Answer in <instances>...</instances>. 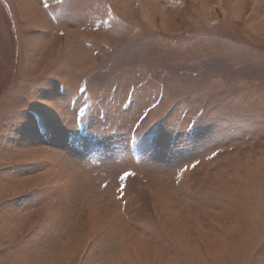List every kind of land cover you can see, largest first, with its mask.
Wrapping results in <instances>:
<instances>
[{"label": "rangeland", "instance_id": "1", "mask_svg": "<svg viewBox=\"0 0 264 264\" xmlns=\"http://www.w3.org/2000/svg\"><path fill=\"white\" fill-rule=\"evenodd\" d=\"M0 264H264V0H0Z\"/></svg>", "mask_w": 264, "mask_h": 264}, {"label": "bare ground", "instance_id": "2", "mask_svg": "<svg viewBox=\"0 0 264 264\" xmlns=\"http://www.w3.org/2000/svg\"><path fill=\"white\" fill-rule=\"evenodd\" d=\"M26 8L29 12V15H31L30 13L33 12L35 7L32 5V3L29 2L28 4H26Z\"/></svg>", "mask_w": 264, "mask_h": 264}, {"label": "snow or ice", "instance_id": "3", "mask_svg": "<svg viewBox=\"0 0 264 264\" xmlns=\"http://www.w3.org/2000/svg\"><path fill=\"white\" fill-rule=\"evenodd\" d=\"M85 91H86V89H84ZM128 175H130V173H124L121 177H120V179L123 181ZM123 190L121 189V192H122Z\"/></svg>", "mask_w": 264, "mask_h": 264}]
</instances>
